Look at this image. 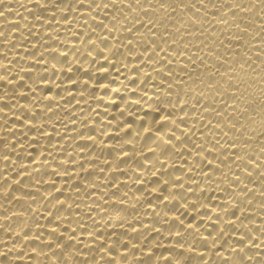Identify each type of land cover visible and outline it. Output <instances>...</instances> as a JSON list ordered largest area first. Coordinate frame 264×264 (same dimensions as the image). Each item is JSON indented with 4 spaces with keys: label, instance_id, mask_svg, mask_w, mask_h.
Returning <instances> with one entry per match:
<instances>
[{
    "label": "bare ground",
    "instance_id": "bare-ground-1",
    "mask_svg": "<svg viewBox=\"0 0 264 264\" xmlns=\"http://www.w3.org/2000/svg\"><path fill=\"white\" fill-rule=\"evenodd\" d=\"M0 264H264V0H0Z\"/></svg>",
    "mask_w": 264,
    "mask_h": 264
},
{
    "label": "snow or ice",
    "instance_id": "snow-or-ice-1",
    "mask_svg": "<svg viewBox=\"0 0 264 264\" xmlns=\"http://www.w3.org/2000/svg\"><path fill=\"white\" fill-rule=\"evenodd\" d=\"M61 2H62V0H61ZM93 2H95V0H93ZM146 2H151V0H146ZM132 3H134V4H136L137 6H139V4H140V0H132ZM197 3H199V4H201V5H204L205 4V0H197ZM81 6H83L82 4H81ZM190 8H192L194 11H196V12H199V9L196 7V4H192L191 5V7ZM129 11H132V9H129ZM144 13L145 14H147L148 13V11L147 10H145L144 11ZM67 17H65V19H66ZM249 178H250V174H249ZM238 182V181H237ZM233 215H234V213H233ZM241 243H243V240H241L240 241ZM48 247H51V245H48ZM252 249L250 248L249 249V251H251ZM55 254V253H54ZM249 261H251V259H253V257H248L247 258Z\"/></svg>",
    "mask_w": 264,
    "mask_h": 264
}]
</instances>
